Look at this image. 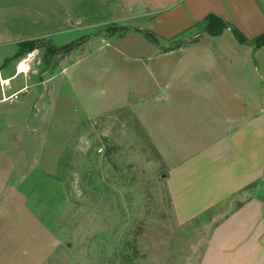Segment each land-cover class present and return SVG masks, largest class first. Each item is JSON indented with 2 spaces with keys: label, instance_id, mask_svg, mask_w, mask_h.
Returning <instances> with one entry per match:
<instances>
[{
  "label": "rangeland",
  "instance_id": "obj_1",
  "mask_svg": "<svg viewBox=\"0 0 264 264\" xmlns=\"http://www.w3.org/2000/svg\"><path fill=\"white\" fill-rule=\"evenodd\" d=\"M149 3L0 0L10 11L0 24L8 76L29 34L44 45L77 43L49 63L44 46L35 49L33 71L11 80L25 90L0 103V264H198L213 223L174 219L149 140L159 136L153 126L180 122L182 109L187 115L191 96L180 90L192 88L179 73L204 80L208 59L197 60L213 47L182 54L187 66L195 59L190 71L178 56L155 54L135 31L147 30L137 15ZM22 6L36 12V26ZM112 27L126 30L110 34ZM196 33L160 47L190 43ZM164 92L174 104L154 102Z\"/></svg>",
  "mask_w": 264,
  "mask_h": 264
},
{
  "label": "crops",
  "instance_id": "obj_2",
  "mask_svg": "<svg viewBox=\"0 0 264 264\" xmlns=\"http://www.w3.org/2000/svg\"><path fill=\"white\" fill-rule=\"evenodd\" d=\"M20 10L36 26V12ZM7 11L0 9V24ZM208 14L232 25L246 42H237L226 28L209 35L214 43L196 33L177 49L155 50L158 56L184 59L190 71L195 59L187 66L189 57L182 54L198 44L213 47L202 59L196 54L197 62L208 59L200 66L207 70L204 80L179 73L181 85L192 88L180 90L191 96L189 104L180 101L190 107L187 115L182 109L180 122L153 126L159 136L149 141L161 158L174 219L179 224L213 223L198 264H264V45L252 43L264 32V0H150L137 16H145V28L160 42L170 43ZM39 38L29 34L27 41ZM9 60L0 64V81L13 75L6 72ZM11 80L0 88V103L22 90L13 89ZM169 92L155 94L154 102L174 104Z\"/></svg>",
  "mask_w": 264,
  "mask_h": 264
},
{
  "label": "trees",
  "instance_id": "obj_3",
  "mask_svg": "<svg viewBox=\"0 0 264 264\" xmlns=\"http://www.w3.org/2000/svg\"><path fill=\"white\" fill-rule=\"evenodd\" d=\"M195 28H201L203 33H206L210 36H217L219 35L224 29L229 28L233 37L235 38V40L239 43H244L246 42V39L230 24L222 21L220 18L212 15V14H208L207 16H205L200 22L196 23L194 25ZM118 29L116 28H108V31L110 32V34H114L115 32H117ZM126 29L121 28L120 31L125 32ZM136 32H138L139 34H142L143 38L151 43L152 45L156 46L159 48V50L161 52H169L171 50L177 49L180 46H182L184 43H180L177 42L174 45L168 46L166 48H161L160 47V38L155 35L154 33H152L149 30H145V31H140L135 29ZM199 34V33H197ZM181 34H179L177 37H180ZM176 38V37H175ZM176 39H171L170 41L173 42ZM252 43L254 44L255 47H259L261 45H264V32L257 36L256 38H254L252 40ZM75 45H77V43L75 42H71L68 43L66 45L60 46V47H55L52 45H44L42 44L41 40H30V41H23L20 42L17 45V50L14 53L12 59H18L21 58L24 54L35 50L37 48H39L40 46H44L45 51H44V58L45 61L47 63H49V61H51V59H53V57L56 56H64L67 53H69L70 51H72L75 48Z\"/></svg>",
  "mask_w": 264,
  "mask_h": 264
},
{
  "label": "built area",
  "instance_id": "obj_4",
  "mask_svg": "<svg viewBox=\"0 0 264 264\" xmlns=\"http://www.w3.org/2000/svg\"><path fill=\"white\" fill-rule=\"evenodd\" d=\"M36 51L32 50L26 54H24L14 65V74L10 79L0 81V88H3L4 86H8V83L11 79L15 77H23V79H26L29 73L33 71V65L38 64V60L35 57ZM6 82V83H4ZM26 86H23L21 91L25 90ZM12 97H15V95L9 97L8 99H11Z\"/></svg>",
  "mask_w": 264,
  "mask_h": 264
},
{
  "label": "bare ground",
  "instance_id": "obj_5",
  "mask_svg": "<svg viewBox=\"0 0 264 264\" xmlns=\"http://www.w3.org/2000/svg\"><path fill=\"white\" fill-rule=\"evenodd\" d=\"M4 83H6V82H4Z\"/></svg>",
  "mask_w": 264,
  "mask_h": 264
}]
</instances>
